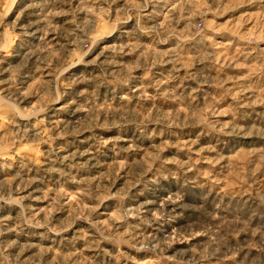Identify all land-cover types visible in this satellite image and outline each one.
Here are the masks:
<instances>
[{
	"label": "rangeland",
	"instance_id": "rangeland-1",
	"mask_svg": "<svg viewBox=\"0 0 264 264\" xmlns=\"http://www.w3.org/2000/svg\"><path fill=\"white\" fill-rule=\"evenodd\" d=\"M0 264H264V0H0Z\"/></svg>",
	"mask_w": 264,
	"mask_h": 264
}]
</instances>
